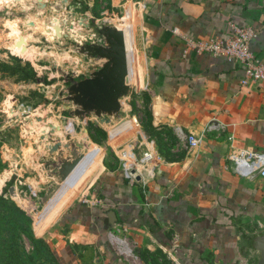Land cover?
Listing matches in <instances>:
<instances>
[{"label":"crops","instance_id":"obj_1","mask_svg":"<svg viewBox=\"0 0 264 264\" xmlns=\"http://www.w3.org/2000/svg\"><path fill=\"white\" fill-rule=\"evenodd\" d=\"M244 26L257 30L250 51L264 61V0L144 1L140 27L127 31V59L134 45L140 87L151 93V125L177 143L144 186L124 178L119 160L99 158L78 184L80 195L62 201L36 233L60 264H137L124 235L175 264H249L240 236L251 224L264 228V176H238L228 156L264 150V82L243 84L240 64L187 46ZM190 134L201 138L198 147L187 148Z\"/></svg>","mask_w":264,"mask_h":264},{"label":"rangeland","instance_id":"obj_2","mask_svg":"<svg viewBox=\"0 0 264 264\" xmlns=\"http://www.w3.org/2000/svg\"><path fill=\"white\" fill-rule=\"evenodd\" d=\"M144 1L0 0V198L4 200L0 199V214L11 215L16 214L14 209L22 210L29 218L34 237L44 240L36 235L41 224L54 220L67 197L80 195H77L78 184L99 164V158L114 164L118 160V148L133 140L141 141L140 134L154 142L163 159L169 157L166 152L170 153L169 148L177 143L166 128L155 130L151 125V93L140 87L141 60L134 45L128 61L130 92L121 100L120 117L125 118L128 127V119L135 116L139 127L123 130L124 127L114 135L111 131L116 121L99 125L90 116L70 120L62 108L60 93L68 86L63 73L76 72L78 78L88 74L89 63L75 50L77 44L93 40L85 24L94 21L100 26L102 22H110L122 28L127 49V31L137 23L140 27ZM135 67L140 71L138 75ZM33 71L35 79L24 77V72ZM67 124H71L70 130ZM61 136L82 143L86 155L57 195L44 206L40 198L46 187L54 183L46 165L53 162L50 145ZM9 169L13 175L4 180L1 175ZM34 175L37 177L32 181L26 180ZM10 187H14L13 193ZM24 226L19 224L15 231L18 235L13 237L25 253L19 264H53L47 255L52 250L48 242L44 240L48 251L41 250L24 234ZM124 237L137 264H175L158 250L138 248L135 237Z\"/></svg>","mask_w":264,"mask_h":264},{"label":"water","instance_id":"obj_3","mask_svg":"<svg viewBox=\"0 0 264 264\" xmlns=\"http://www.w3.org/2000/svg\"><path fill=\"white\" fill-rule=\"evenodd\" d=\"M92 33L93 40L77 44L76 52L86 58L88 74L78 78L76 72L63 73V80L68 86L60 93L62 108L68 112L70 120L93 117L97 123L106 125L124 121L120 117L121 100L130 92L129 67L124 31L115 24L95 22L85 24ZM49 154L52 163H47L48 176L54 183L46 187L41 199L47 205L60 191L68 177L84 159L86 152L79 141L58 137L50 145ZM139 179V177H137ZM9 191L14 192V187ZM111 225L116 221L114 212L107 213ZM241 233V245L244 260L249 264H264V228L259 224L247 226ZM242 230V231H243Z\"/></svg>","mask_w":264,"mask_h":264},{"label":"built area","instance_id":"obj_4","mask_svg":"<svg viewBox=\"0 0 264 264\" xmlns=\"http://www.w3.org/2000/svg\"><path fill=\"white\" fill-rule=\"evenodd\" d=\"M256 35L257 30L251 26L232 27L225 37L211 36L200 39H188L187 46L197 52L221 56L240 64L244 70L243 84H247L250 81L264 82V61L257 58L250 51V41ZM128 120L130 125L123 130L139 127L135 116ZM66 126H68L67 130H70L71 124ZM115 126L112 127L114 130L111 131L114 135L123 131H115ZM140 137L141 141L133 140L128 145L119 147L117 158L124 178L130 184L141 182L144 186L147 179L153 176L154 170L165 163V160L158 153L153 141L147 140L141 134ZM200 142L201 138L199 136L190 134L187 137V148H196L200 145ZM228 159L231 162L233 172L240 177L264 176V150L257 151L240 148L233 150ZM92 202L95 204L100 203L97 198H92Z\"/></svg>","mask_w":264,"mask_h":264},{"label":"trees","instance_id":"obj_5","mask_svg":"<svg viewBox=\"0 0 264 264\" xmlns=\"http://www.w3.org/2000/svg\"><path fill=\"white\" fill-rule=\"evenodd\" d=\"M24 77L35 79V73L34 71L30 73L24 72ZM0 163H2L1 155ZM1 200L4 201L3 199ZM14 212H16V214H0V264H13L14 261H17L15 264H19V261L25 254L22 251V246L17 245L13 239L14 236L18 235V232L16 233L15 231L19 224L26 225L23 228L26 230L24 234L30 239V241H32L37 247L41 248V250L48 251L47 243L40 238L34 237L31 226H29V218L24 212L18 208L14 209ZM34 252H37V250ZM28 254L31 256L33 255V253ZM47 255L49 256V259L52 258L53 264H60L57 256L52 250H49Z\"/></svg>","mask_w":264,"mask_h":264},{"label":"bare ground","instance_id":"obj_6","mask_svg":"<svg viewBox=\"0 0 264 264\" xmlns=\"http://www.w3.org/2000/svg\"><path fill=\"white\" fill-rule=\"evenodd\" d=\"M122 123H123V125L119 124V125L115 126V128H116L115 131L121 130L122 128L125 127V123H126V122L123 121Z\"/></svg>","mask_w":264,"mask_h":264}]
</instances>
